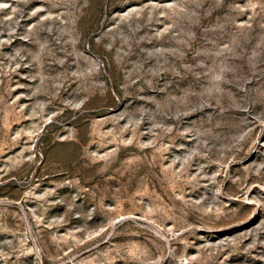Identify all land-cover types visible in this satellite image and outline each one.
<instances>
[{
  "label": "rangeland",
  "instance_id": "obj_1",
  "mask_svg": "<svg viewBox=\"0 0 264 264\" xmlns=\"http://www.w3.org/2000/svg\"><path fill=\"white\" fill-rule=\"evenodd\" d=\"M0 264H264V0H0Z\"/></svg>",
  "mask_w": 264,
  "mask_h": 264
}]
</instances>
